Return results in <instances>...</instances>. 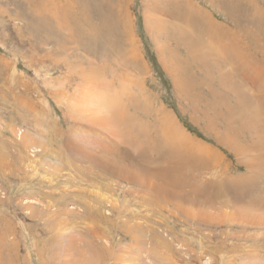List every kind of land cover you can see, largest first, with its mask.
Returning <instances> with one entry per match:
<instances>
[{"label": "rangeland", "instance_id": "obj_1", "mask_svg": "<svg viewBox=\"0 0 264 264\" xmlns=\"http://www.w3.org/2000/svg\"><path fill=\"white\" fill-rule=\"evenodd\" d=\"M0 234V264H264V0H0Z\"/></svg>", "mask_w": 264, "mask_h": 264}, {"label": "bare ground", "instance_id": "obj_2", "mask_svg": "<svg viewBox=\"0 0 264 264\" xmlns=\"http://www.w3.org/2000/svg\"><path fill=\"white\" fill-rule=\"evenodd\" d=\"M21 134H22V132H21ZM21 136H23V135H21ZM24 137V136H23ZM98 197H100V196H98ZM101 197H102V195H101ZM106 197V196H105ZM102 198H104V197H102ZM107 200V199H106ZM30 203H32V204H34L35 202H30ZM85 208L88 210V211H90V212H93V214L96 212V211H93L94 210V207L92 206V205H90L91 203H89V202H85ZM31 215V214H30ZM1 235V234H0Z\"/></svg>", "mask_w": 264, "mask_h": 264}]
</instances>
